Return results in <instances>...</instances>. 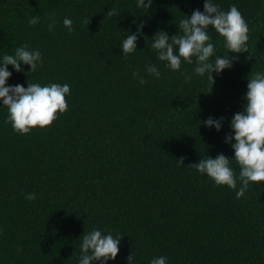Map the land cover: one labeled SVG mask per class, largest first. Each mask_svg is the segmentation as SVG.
Masks as SVG:
<instances>
[{
    "label": "trees",
    "instance_id": "obj_1",
    "mask_svg": "<svg viewBox=\"0 0 264 264\" xmlns=\"http://www.w3.org/2000/svg\"><path fill=\"white\" fill-rule=\"evenodd\" d=\"M204 2L153 0L144 9L137 0H0V61L24 44L43 58L35 72L9 65L7 85L70 86L67 111L25 135L0 101V264H79L82 236L93 229L123 236L107 264H129L132 253L134 264L160 256L166 264H264V183L237 199L239 181L236 190L215 186L190 166L234 157L230 120L243 110L248 78L264 72V0H212L242 13L251 56L231 53L238 60L212 73L213 86L208 74H194L195 63L172 71L151 47L156 32L176 34ZM208 31L215 55L225 54L223 37ZM130 34L137 50L125 58ZM152 64L159 78L145 71ZM210 116L224 118L219 131L202 123ZM230 166L238 176L234 159Z\"/></svg>",
    "mask_w": 264,
    "mask_h": 264
},
{
    "label": "clouds",
    "instance_id": "obj_2",
    "mask_svg": "<svg viewBox=\"0 0 264 264\" xmlns=\"http://www.w3.org/2000/svg\"><path fill=\"white\" fill-rule=\"evenodd\" d=\"M153 0H137V7L149 9ZM203 11L195 9L190 16L179 21V31L169 36L165 31H158L153 36L151 47L156 51L157 59L166 62V67L172 71H180L182 62L191 65L195 63L194 74L203 77L208 74L212 86L215 73H222L230 69L238 56L231 53H249L248 39L249 27L242 13L235 5L228 11H223L212 2L205 0ZM109 17L118 15L115 8L108 11ZM39 17L29 19V24L35 26ZM55 19L48 25L49 31L55 28ZM85 24L90 20L86 19ZM63 25L69 32L74 31L72 20L65 18ZM213 28L224 39L227 52L216 56V48L211 42L209 27ZM139 30V29H138ZM138 36L130 34L122 41L123 55L127 58L137 50ZM213 57H215L213 59ZM249 58H251L249 53ZM30 65L29 72H35L43 65V58L39 50H30L27 44L17 47L14 54H5L0 61V101L8 109V122L15 132L25 135L33 128L50 127L59 114L67 111L66 97L70 95L68 84L49 83L41 86L40 83H30L24 87L22 84L7 85V80L12 76L8 66L12 65L16 72L23 71L21 65ZM145 71L159 78L161 73L156 65L146 66ZM28 72V73H29ZM133 77H139L140 84L147 83L146 79L134 71ZM186 80H191V75H186ZM247 91L244 94L243 110L237 111L230 120L233 130L226 136V143H230L234 150V157L229 158L223 153L215 158L207 155L198 163L190 166L200 174H206L214 181L215 186H227L237 189L236 198L240 199L248 190L250 184L264 183V72H255L248 78ZM212 90V87H211ZM211 92V91H210ZM208 92V93H210ZM224 118L213 119L211 116L202 121L208 127H215L219 131ZM234 141V142H233ZM183 157L179 158L183 164ZM234 159L239 166L238 176L230 166ZM35 200L36 194L29 193L25 197ZM123 236L117 233L114 237L111 232L102 234L99 229H93L83 234L80 245L79 264H107L115 260L120 251V242ZM166 257L153 258L151 264H166ZM129 264H134V254L127 257Z\"/></svg>",
    "mask_w": 264,
    "mask_h": 264
}]
</instances>
